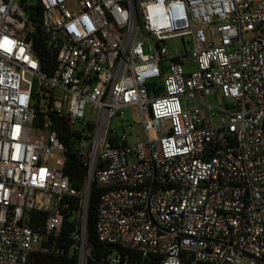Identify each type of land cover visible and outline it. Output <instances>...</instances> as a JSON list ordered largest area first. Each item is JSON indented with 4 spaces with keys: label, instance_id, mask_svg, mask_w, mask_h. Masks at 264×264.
Masks as SVG:
<instances>
[{
    "label": "built area",
    "instance_id": "2783aa9c",
    "mask_svg": "<svg viewBox=\"0 0 264 264\" xmlns=\"http://www.w3.org/2000/svg\"><path fill=\"white\" fill-rule=\"evenodd\" d=\"M38 1L50 73L33 22L0 0V264L66 254L73 202L78 264H264V0ZM53 119L85 167L80 190Z\"/></svg>",
    "mask_w": 264,
    "mask_h": 264
},
{
    "label": "trees",
    "instance_id": "16d2710c",
    "mask_svg": "<svg viewBox=\"0 0 264 264\" xmlns=\"http://www.w3.org/2000/svg\"><path fill=\"white\" fill-rule=\"evenodd\" d=\"M18 4L22 6L26 16L33 22L34 31L31 33L32 48L36 57L40 63V69L45 73H50L55 66L56 59L55 54L50 50L46 37L40 29L42 5L38 0H17ZM54 127L57 129L59 139L66 145L65 149V171L69 176L71 186L76 189H82L84 186L85 178V167L75 158L69 151L72 150L70 143V133L60 119H53ZM98 202V190L91 186L88 197V207L86 216V230H87V243L92 250H98L100 244L97 242L95 237V213ZM73 206L65 211L63 226L61 230V237L59 242L64 244L67 252L63 256H45V255H34L33 264H78L76 254L74 251L68 253L72 246V240L69 239L68 233L71 231L73 223L69 222V218L72 215ZM32 226L35 225V221H32Z\"/></svg>",
    "mask_w": 264,
    "mask_h": 264
},
{
    "label": "rangeland",
    "instance_id": "374dc122",
    "mask_svg": "<svg viewBox=\"0 0 264 264\" xmlns=\"http://www.w3.org/2000/svg\"><path fill=\"white\" fill-rule=\"evenodd\" d=\"M135 39L142 41L144 43V51L147 52V47L148 46H152L153 42L151 40V38L146 35L144 32L142 31H138L135 35ZM164 44L166 45V48L169 52V54L171 55H175L177 53H180L183 51L184 49V45L183 42L180 38H173V39H169L167 41L164 42ZM34 85L35 87H37V82L36 80H34ZM36 90V88L34 89V91ZM192 106V103L188 104V108H190ZM124 116L128 119V123L131 126V141L135 140V134L140 135V137L142 138V128L140 126L141 124V118L137 113V108L136 107H130L124 110ZM119 131V128H118Z\"/></svg>",
    "mask_w": 264,
    "mask_h": 264
}]
</instances>
